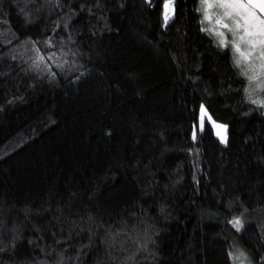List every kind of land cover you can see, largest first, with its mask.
<instances>
[{"label":"trees","instance_id":"trees-1","mask_svg":"<svg viewBox=\"0 0 264 264\" xmlns=\"http://www.w3.org/2000/svg\"><path fill=\"white\" fill-rule=\"evenodd\" d=\"M165 2L0 0V264H264V109Z\"/></svg>","mask_w":264,"mask_h":264},{"label":"snow or ice","instance_id":"snow-or-ice-1","mask_svg":"<svg viewBox=\"0 0 264 264\" xmlns=\"http://www.w3.org/2000/svg\"><path fill=\"white\" fill-rule=\"evenodd\" d=\"M199 3L197 11L202 13L201 24L208 25L202 30L214 36L219 47L231 48L235 66L242 69L241 74L248 78L250 85L256 82L258 88H264V0H199ZM163 7V21L167 26L174 16L173 0H166ZM52 55L54 57L55 53ZM44 60L45 57L37 55L33 63L38 67ZM253 103L264 104V101ZM206 116V109L201 105L200 130H203ZM212 123L217 129L216 135L226 143L222 131L226 126ZM232 223L240 229L239 219Z\"/></svg>","mask_w":264,"mask_h":264},{"label":"rangeland","instance_id":"rangeland-1","mask_svg":"<svg viewBox=\"0 0 264 264\" xmlns=\"http://www.w3.org/2000/svg\"><path fill=\"white\" fill-rule=\"evenodd\" d=\"M199 7H200V3H199ZM201 15H202V13H201ZM205 27H208V25L202 24V28H205ZM212 37L217 42L216 38L214 36H212ZM229 39H231V37H229ZM224 49H226V48H224ZM227 49L230 50V52L232 53V56H233V52H232L231 48H227ZM239 69L242 72V69L241 68H239ZM245 94H246L247 99L252 103H253V101H264V88H258L256 82H253L250 85L248 78H247V86L245 88ZM253 104L264 109V104H262V103H253ZM207 116H208V114H207ZM207 116H206L204 122H206V121L209 122L211 124L212 128L214 129V132L216 133L217 129L213 126V123H212L213 120H208ZM215 124L223 125V124L217 123V122H215ZM198 126L200 128V121L198 123ZM222 131H223V134L226 136V128H224ZM241 253H243V252L241 250H236V248L231 251L232 264H252L249 261L248 257L244 253H243V256H241Z\"/></svg>","mask_w":264,"mask_h":264}]
</instances>
